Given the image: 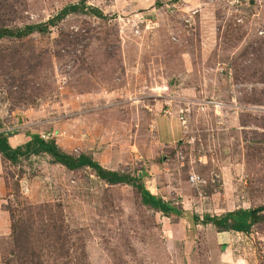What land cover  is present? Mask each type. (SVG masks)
Wrapping results in <instances>:
<instances>
[{
	"label": "rangeland",
	"instance_id": "374dc122",
	"mask_svg": "<svg viewBox=\"0 0 264 264\" xmlns=\"http://www.w3.org/2000/svg\"><path fill=\"white\" fill-rule=\"evenodd\" d=\"M81 1L103 17L0 40V127L140 178L184 216L47 154L5 162L0 264H264V221L192 219L264 205V0H0V28Z\"/></svg>",
	"mask_w": 264,
	"mask_h": 264
},
{
	"label": "trees",
	"instance_id": "16d2710c",
	"mask_svg": "<svg viewBox=\"0 0 264 264\" xmlns=\"http://www.w3.org/2000/svg\"><path fill=\"white\" fill-rule=\"evenodd\" d=\"M92 14L95 17L102 18V13L96 8H91L86 5V2L81 1L76 4L64 6L57 14L49 19L47 22L37 25H27L19 29L0 28L1 39H21L32 35L33 33L46 34L49 29L55 27L57 23L63 20L70 14ZM8 135V134H7ZM7 135H0V155L3 163L8 162L11 165H17L21 159L30 158L40 154H47L52 162L65 167L69 171H76L83 168H88L95 176L108 185H128L136 189L144 205L150 206L166 215H174L183 217L184 211L172 206L169 202H164L162 199L157 198L151 194L140 178H133L127 174L111 171L103 168L97 161L86 155L72 156L62 151L54 141H44L39 135H33L31 140L12 148L7 140ZM195 224L202 226L210 225L217 233H241L249 234L251 229L259 223L264 221V205L254 209H237L234 211L225 212L221 215H205L203 218L198 216L192 217ZM14 231V230H13ZM14 238V235H13ZM18 239H15V245L19 250H23L25 255L28 252L27 243L25 248L22 247ZM24 257L23 264H26L27 259ZM22 257H20V260ZM30 264L31 261L29 260Z\"/></svg>",
	"mask_w": 264,
	"mask_h": 264
},
{
	"label": "crops",
	"instance_id": "0c3cea01",
	"mask_svg": "<svg viewBox=\"0 0 264 264\" xmlns=\"http://www.w3.org/2000/svg\"><path fill=\"white\" fill-rule=\"evenodd\" d=\"M0 130H4V128L0 127ZM34 133L35 132H26V131L25 132L24 131L18 132L17 134H13V135H10V136L7 135L8 136L7 140H8L9 145L12 148H15V147H18V146H22L26 142L30 141L31 140L30 137ZM39 136H40V134H39ZM1 164H3V159L1 158V155H0V167H1ZM0 181H1V184H3V178L2 177L0 178ZM0 197H2V195H0ZM0 217H3V216L1 215ZM218 234H220V233H218Z\"/></svg>",
	"mask_w": 264,
	"mask_h": 264
},
{
	"label": "built area",
	"instance_id": "2783aa9c",
	"mask_svg": "<svg viewBox=\"0 0 264 264\" xmlns=\"http://www.w3.org/2000/svg\"><path fill=\"white\" fill-rule=\"evenodd\" d=\"M204 104H207V105H213V107H215V108H218V106H221V104H217V103H215V102H211V101H209L208 103L204 101ZM187 111H188V109H186V108L180 111V113L182 114V117H180L179 120L181 121L182 124L185 123V121H184V116H185V115H184V112H187ZM7 131H9V130H0V135H1V134H5V135H7V134H8ZM40 138H41L42 140L45 139V137H44L43 135H41V134H40ZM44 141H46V140H44Z\"/></svg>",
	"mask_w": 264,
	"mask_h": 264
}]
</instances>
